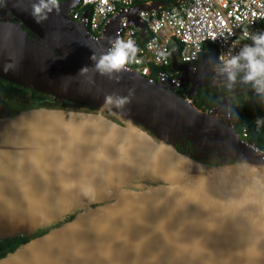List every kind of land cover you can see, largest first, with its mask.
<instances>
[{
  "label": "water",
  "instance_id": "1",
  "mask_svg": "<svg viewBox=\"0 0 264 264\" xmlns=\"http://www.w3.org/2000/svg\"><path fill=\"white\" fill-rule=\"evenodd\" d=\"M76 2L36 17L39 0H0V78L93 108L0 102V238L42 231L0 264H264V158L230 128L225 96L208 112L187 103L213 56L190 71L171 51L185 97L102 73L120 15L91 38L67 15Z\"/></svg>",
  "mask_w": 264,
  "mask_h": 264
},
{
  "label": "built area",
  "instance_id": "2",
  "mask_svg": "<svg viewBox=\"0 0 264 264\" xmlns=\"http://www.w3.org/2000/svg\"><path fill=\"white\" fill-rule=\"evenodd\" d=\"M140 4L146 7H137ZM131 14L141 26L130 21ZM67 15L82 22L91 38L102 35L107 23L120 15L108 50L117 39L133 40L139 52L136 61L124 69L135 71L149 83L161 77L181 76L182 70L170 68L171 51L176 63L190 71L197 66L200 55H212L204 78L211 91L227 85L226 78L216 70L220 59L236 55L252 43L246 32L264 31V0H77ZM236 134L264 158V149L245 140V126Z\"/></svg>",
  "mask_w": 264,
  "mask_h": 264
},
{
  "label": "trees",
  "instance_id": "3",
  "mask_svg": "<svg viewBox=\"0 0 264 264\" xmlns=\"http://www.w3.org/2000/svg\"><path fill=\"white\" fill-rule=\"evenodd\" d=\"M65 0H58V2ZM7 11V9L0 4V12ZM11 19L14 22H18V20L14 19L11 15ZM22 26V25H21ZM28 31V30H27ZM29 32V31H28ZM33 35L29 32V38ZM206 47V45H204ZM203 56L200 55L197 65L199 64L201 58ZM7 81V80H5ZM10 82V81H8ZM5 84H0V93L6 94L9 96L14 95L11 88ZM11 84V83H10ZM9 84V85H10ZM13 85V84H12ZM15 87L18 85L14 84ZM188 85H184L181 87L182 91H185ZM37 91V90H36ZM235 93L234 102L228 104L229 110L226 113V119L229 122L230 128H232L235 132L240 131V129L245 126L246 128V137L245 140L247 143L256 146L259 149H264V120H261L260 123H257L258 119L264 118V101H262L253 91L251 85L245 84H235L232 88H229L227 85H221L218 90L211 91L208 84L204 81V84L201 87L196 89V92L190 98L192 103L196 106L203 109H211L214 107L220 100V98L226 94ZM42 93V92H41ZM45 94V93H44ZM49 95V94H47ZM51 99L49 100V104L45 105L50 108L56 109H69L76 110L80 108V104L76 103H65L64 101H55L51 95H49ZM0 102L3 106L8 107L10 111H17L19 109H24L26 107H34L32 105H23L20 107L15 106L17 103L16 100L13 102L11 99L6 97H0ZM63 102L66 106H58L55 103L60 104ZM67 105H71L68 107ZM76 106V107H75ZM188 143L186 141L183 142L182 147L176 145L177 149H184L187 147ZM72 214L66 215L64 220H68L71 218ZM18 234L9 235L6 237L0 238V257L12 250L13 247L23 240V238L17 237Z\"/></svg>",
  "mask_w": 264,
  "mask_h": 264
},
{
  "label": "clouds",
  "instance_id": "4",
  "mask_svg": "<svg viewBox=\"0 0 264 264\" xmlns=\"http://www.w3.org/2000/svg\"><path fill=\"white\" fill-rule=\"evenodd\" d=\"M52 7H58V0H39L33 5V14H40ZM252 43L244 45L240 51L227 59L221 58L217 72L226 78L227 86L232 88L238 81L245 85H251L255 94L264 101V31L245 33ZM139 52L135 42L131 39L125 41L117 39L107 53L102 54L96 60V69L102 73L121 71L128 63L136 61ZM126 102L122 97H106L105 104L115 108H121ZM264 118L258 119L260 123Z\"/></svg>",
  "mask_w": 264,
  "mask_h": 264
},
{
  "label": "flooded vegetation",
  "instance_id": "5",
  "mask_svg": "<svg viewBox=\"0 0 264 264\" xmlns=\"http://www.w3.org/2000/svg\"><path fill=\"white\" fill-rule=\"evenodd\" d=\"M8 18L9 17L7 15H4L3 11L0 12V21L1 22H8V21H10ZM13 18L16 19L14 16H13ZM16 20H18V18ZM5 83H7L6 84L7 86L11 87V88H8V89L11 90V92L14 95L9 96V95L0 93V97H6L8 99H11L13 102H15V100H16L17 102H19V103H17L15 105L17 107H20V106H23V105H26V104L27 105H32V106H34V105L35 106H38L39 104H41V105H47V104H49V100L51 99V97L49 95H47V94L41 93L40 91H36V90H34L32 88H28V87L21 86V85H18V84H16L18 86L15 87L14 86L15 83L8 82V81H5L4 79H1L0 78V84H5ZM224 96L226 97V102L228 104L234 102V97H235V93L234 92L231 93V94H226ZM55 104L58 105V106H66V104L63 103V102H60V104H58V103H55ZM67 106L70 107L71 105H67ZM80 108L83 111H86V112L93 111V108L88 107V106H82V107L80 106ZM178 150H182V149L180 148ZM197 159L200 160V161H202V162H205L206 161L205 158H202V157H199ZM228 161H230V160H228ZM71 217H72V215H71ZM41 233H42L41 230L40 231L39 230H36L34 233L28 234V235L18 234L17 237L23 238V240H21L20 242H18L14 247H16L17 245H19V244L27 241L28 239H30L32 237H35V236H37V235H39ZM4 237H6V236H4ZM5 254H6V252H5Z\"/></svg>",
  "mask_w": 264,
  "mask_h": 264
},
{
  "label": "rangeland",
  "instance_id": "6",
  "mask_svg": "<svg viewBox=\"0 0 264 264\" xmlns=\"http://www.w3.org/2000/svg\"><path fill=\"white\" fill-rule=\"evenodd\" d=\"M101 38H102V35H98L96 37V39H98V40L101 39ZM180 80H181V76H178L176 78H169V79H165V78L161 77V78L155 79L153 81V83L159 85L161 88L166 89V90H170V89L174 90V89L178 88V89H176L174 91L175 94L179 95L181 97H185L186 96V91H182V89L178 87L179 83H180ZM198 109L201 110L200 107H198ZM205 112H208V111L205 110Z\"/></svg>",
  "mask_w": 264,
  "mask_h": 264
},
{
  "label": "bare ground",
  "instance_id": "7",
  "mask_svg": "<svg viewBox=\"0 0 264 264\" xmlns=\"http://www.w3.org/2000/svg\"><path fill=\"white\" fill-rule=\"evenodd\" d=\"M187 103H190V101H187ZM256 248H259L260 249V252H264V250H263L264 248H262L260 245L256 246Z\"/></svg>",
  "mask_w": 264,
  "mask_h": 264
}]
</instances>
